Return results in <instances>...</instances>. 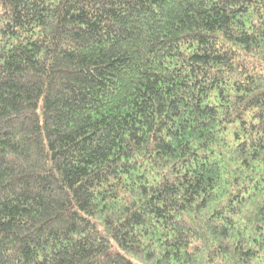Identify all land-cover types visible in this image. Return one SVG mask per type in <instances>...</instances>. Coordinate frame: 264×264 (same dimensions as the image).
Listing matches in <instances>:
<instances>
[{"label": "trees", "instance_id": "trees-1", "mask_svg": "<svg viewBox=\"0 0 264 264\" xmlns=\"http://www.w3.org/2000/svg\"><path fill=\"white\" fill-rule=\"evenodd\" d=\"M0 264H264V0H0Z\"/></svg>", "mask_w": 264, "mask_h": 264}]
</instances>
